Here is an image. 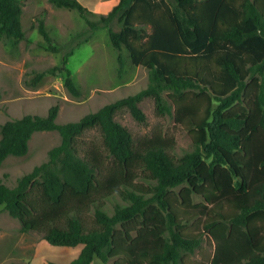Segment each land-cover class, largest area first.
Masks as SVG:
<instances>
[{"label":"trees","instance_id":"trees-1","mask_svg":"<svg viewBox=\"0 0 264 264\" xmlns=\"http://www.w3.org/2000/svg\"><path fill=\"white\" fill-rule=\"evenodd\" d=\"M47 1L91 23L79 0ZM23 2L0 0V39L25 38ZM113 20L118 30L108 27ZM37 22L51 45L43 18ZM99 22L120 67L124 50L147 70V86L76 121L58 123L53 105L45 116L3 123L0 165L26 155L36 132L57 131L60 143L15 186L0 181V205L23 232L54 246L81 245L68 264H189L204 236L214 244L206 264H264V0H118ZM71 53L35 80L63 73L65 89L81 97ZM145 98L158 116L173 108L192 150L177 157L173 138H135L116 120L125 109L145 123ZM92 130L100 146L83 140ZM116 196L121 202L109 214L106 202Z\"/></svg>","mask_w":264,"mask_h":264},{"label":"rangeland","instance_id":"rangeland-1","mask_svg":"<svg viewBox=\"0 0 264 264\" xmlns=\"http://www.w3.org/2000/svg\"><path fill=\"white\" fill-rule=\"evenodd\" d=\"M117 1L80 0L92 10L88 15L91 24L76 10L55 7L47 0H24L21 22L25 38L17 43L8 38L0 39V127L6 121L26 114L45 116L53 105L59 107L58 123L76 121L147 86V70L134 66L124 50V62L122 67L119 65L118 51L111 45L108 27L118 30L120 25L116 20L108 27L99 22ZM38 17L44 20L51 45L38 30ZM49 46H55L57 51H52ZM69 52L72 53L67 66L82 91L81 97H73L65 89L63 73L47 74L41 80H35L37 73L61 65L63 54ZM140 107L146 115L145 123L135 121L125 109L116 115V120L126 126L135 138L152 133L173 138L175 146L172 153L177 157L193 149L190 133L173 119V108L170 114L158 116L150 98L143 99ZM83 140L101 145L100 134L96 130L85 134ZM59 143L57 131L34 133L26 155L8 157L0 165V181L9 187L15 186L21 176L46 161L48 151ZM193 201L199 203L201 198L195 195ZM118 202H121L118 196L106 202L109 214L113 213L114 204ZM199 227L201 230L202 226ZM195 228L190 227L192 231H196ZM81 247L54 246L37 232H23L19 221L0 205V264H68ZM213 252V242L204 236L201 245L189 257V264H206ZM112 263L113 260L103 263L97 258L92 262Z\"/></svg>","mask_w":264,"mask_h":264},{"label":"crops","instance_id":"crops-1","mask_svg":"<svg viewBox=\"0 0 264 264\" xmlns=\"http://www.w3.org/2000/svg\"><path fill=\"white\" fill-rule=\"evenodd\" d=\"M80 1V0H79ZM92 11V10H91Z\"/></svg>","mask_w":264,"mask_h":264}]
</instances>
